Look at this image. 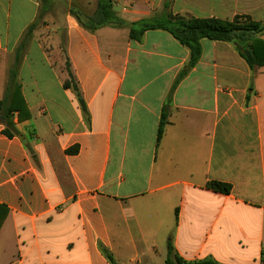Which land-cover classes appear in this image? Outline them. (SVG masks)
I'll use <instances>...</instances> for the list:
<instances>
[{
    "label": "crops",
    "instance_id": "crops-1",
    "mask_svg": "<svg viewBox=\"0 0 264 264\" xmlns=\"http://www.w3.org/2000/svg\"><path fill=\"white\" fill-rule=\"evenodd\" d=\"M51 1L25 40L39 1L0 0V100L22 45L15 83L30 115L12 116L13 138L0 119V264H110L102 249L115 264H164L169 241L187 262L262 264L264 69L251 72L228 43L201 41L156 145L188 50L160 30L140 42L126 28L89 32L67 12L93 13L97 0ZM113 1L133 22L165 0Z\"/></svg>",
    "mask_w": 264,
    "mask_h": 264
},
{
    "label": "trees",
    "instance_id": "trees-1",
    "mask_svg": "<svg viewBox=\"0 0 264 264\" xmlns=\"http://www.w3.org/2000/svg\"><path fill=\"white\" fill-rule=\"evenodd\" d=\"M40 10L35 21L28 27L25 32V40L33 31L44 23V16L49 12L51 0H38ZM171 0H165L162 11L148 18L139 19L133 22H126L116 12L112 10L113 0H97L95 11L91 15H85L80 10L70 7L67 12L77 23L89 32H95L103 27L115 29L126 28L128 38L133 42H140L147 31L160 30L171 35L180 45L185 47L189 52L187 70L178 73L171 90L168 94L164 108L162 109L160 121L156 134V145H158L167 118L169 116L168 107L171 103L172 95L178 84L185 78L188 71L194 68L202 55L201 41L208 40L211 42H223L230 44L238 56L245 62L251 72L258 69H264V23L256 22L246 15H235L232 19L210 18H188L184 16L173 15L168 11ZM22 45L16 51L14 65L9 70L8 81L3 98L0 100V119L4 124L2 134L7 138L19 136L12 123V116L16 114L17 120L22 121L29 118V112L23 101L20 86L15 83L17 68L20 62ZM69 73V72H68ZM70 75V73H69ZM72 82V79H71ZM70 87V82L64 84V88ZM77 94V99L81 111L86 115L85 105L76 89L72 86ZM74 153V150L67 151ZM206 189L220 194H230L231 185L209 181L205 185ZM7 209L0 205V226L5 219ZM102 252L110 264H115L111 254L102 249ZM264 264V257H261ZM164 264H218L212 259L201 261L187 262L184 261L175 252L170 241L167 243L166 257Z\"/></svg>",
    "mask_w": 264,
    "mask_h": 264
},
{
    "label": "rangeland",
    "instance_id": "rangeland-1",
    "mask_svg": "<svg viewBox=\"0 0 264 264\" xmlns=\"http://www.w3.org/2000/svg\"><path fill=\"white\" fill-rule=\"evenodd\" d=\"M113 3L120 9L117 2L113 1ZM92 11L88 9L83 14L90 15ZM168 11L173 15L188 18L210 15L230 20L235 15H246L253 21L264 23V0H178V4H175V0H171ZM63 12L62 5L57 3L55 9L51 11L56 23L63 18ZM120 13L117 12L118 15Z\"/></svg>",
    "mask_w": 264,
    "mask_h": 264
},
{
    "label": "water",
    "instance_id": "water-1",
    "mask_svg": "<svg viewBox=\"0 0 264 264\" xmlns=\"http://www.w3.org/2000/svg\"><path fill=\"white\" fill-rule=\"evenodd\" d=\"M112 10H113L114 12H119V11H120V9H119L118 7H116V6H114V7L112 8Z\"/></svg>",
    "mask_w": 264,
    "mask_h": 264
}]
</instances>
